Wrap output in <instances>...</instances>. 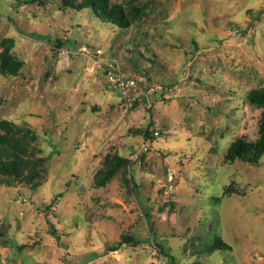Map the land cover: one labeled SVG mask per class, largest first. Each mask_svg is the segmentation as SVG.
Masks as SVG:
<instances>
[{"label": "rangeland", "instance_id": "374dc122", "mask_svg": "<svg viewBox=\"0 0 264 264\" xmlns=\"http://www.w3.org/2000/svg\"><path fill=\"white\" fill-rule=\"evenodd\" d=\"M84 1L0 0V66L8 40L20 66L0 70V121L46 159L35 186L0 176V264H264V156L224 161L259 136L264 0H138L125 29ZM82 45L168 98L123 104ZM121 236L137 245L111 252Z\"/></svg>", "mask_w": 264, "mask_h": 264}, {"label": "trees", "instance_id": "16d2710c", "mask_svg": "<svg viewBox=\"0 0 264 264\" xmlns=\"http://www.w3.org/2000/svg\"><path fill=\"white\" fill-rule=\"evenodd\" d=\"M138 0H129V10L120 5L109 6V0H85L84 3L78 7L89 8L92 12L103 22L110 23L118 28L125 29L131 23L132 9H138L136 4ZM12 42L7 41L2 46L3 52L1 55L2 63L0 70L2 74L15 75L19 69V64L13 62L10 54ZM70 47V43H67ZM12 64L15 69L11 71ZM165 88V87H163ZM166 89V88H165ZM247 101L254 106L261 109V118L259 121V136L255 142L249 143L244 139L239 138L233 141L224 157L225 163H233L239 161L249 166H257L261 157L264 156V88L253 89L247 96ZM149 131L144 134V140H151ZM36 142V135L28 129H22L15 124L7 121H0V176L8 177L21 181L24 184L35 186L36 179L39 178L42 167L46 161L41 156V151L34 148L33 144ZM115 172L114 166L108 167L101 171L97 181L98 185H103ZM54 236V234H51ZM123 245L134 246L137 241L133 237L121 236L120 240L110 247V251H116ZM212 248V249H210ZM208 252L231 251V247L215 240L211 245L207 246Z\"/></svg>", "mask_w": 264, "mask_h": 264}, {"label": "built area", "instance_id": "2783aa9c", "mask_svg": "<svg viewBox=\"0 0 264 264\" xmlns=\"http://www.w3.org/2000/svg\"><path fill=\"white\" fill-rule=\"evenodd\" d=\"M75 51L69 50V53ZM80 54H83L91 63L89 73L96 69L103 68V78L108 89L115 90L121 97L123 104L131 107L143 106L151 108L152 99L157 96L159 100L168 98L170 91L147 82L144 78L127 75L118 62L106 58L100 49L92 50L87 45L79 47ZM155 135H157L155 133Z\"/></svg>", "mask_w": 264, "mask_h": 264}, {"label": "crops", "instance_id": "0c3cea01", "mask_svg": "<svg viewBox=\"0 0 264 264\" xmlns=\"http://www.w3.org/2000/svg\"><path fill=\"white\" fill-rule=\"evenodd\" d=\"M103 80H104V78H103ZM104 83H105V81H104ZM106 85V84H105ZM106 88H107V86H106ZM108 89V88H107Z\"/></svg>", "mask_w": 264, "mask_h": 264}]
</instances>
